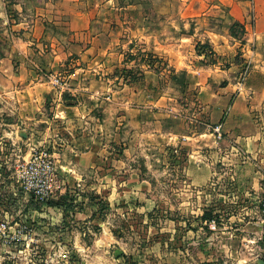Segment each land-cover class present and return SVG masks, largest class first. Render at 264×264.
Wrapping results in <instances>:
<instances>
[{"label":"rangeland","instance_id":"rangeland-1","mask_svg":"<svg viewBox=\"0 0 264 264\" xmlns=\"http://www.w3.org/2000/svg\"><path fill=\"white\" fill-rule=\"evenodd\" d=\"M46 1L0 0V224H6L0 225V264H263L264 244L244 230L250 214L257 215L258 203L241 199L229 203L227 195L215 197L208 189L188 186L183 171L188 157L181 147L182 141L169 143V131L176 134L201 131L209 118L207 113L197 114L203 97L191 84L188 74L160 70L154 76L157 87L153 95L157 91L172 94L180 111L175 110V115L164 119L140 112L133 124L122 119V133H117L113 109L103 112V107L94 105L93 98L82 95L83 91L71 84L83 78L77 70L82 66L79 50L83 44H90L72 38L66 44L70 54L51 65V55H54L51 35L25 45L26 38L20 28L23 15L29 21L35 15L47 22L63 21L67 8L75 15L89 13L95 25L98 19H107L108 23L115 13L110 10L112 2L105 8L102 5L108 0H66L57 5L62 8V13H58L56 7L46 6ZM113 1L119 18L124 19L131 13L129 5L149 0ZM24 6L27 10L20 9ZM146 11L139 10L142 14ZM45 27V31L55 36L56 28L43 22ZM200 46L205 52L211 49L207 42ZM137 52L125 54L126 60L135 57L130 67L116 69L103 75L104 80L98 77L97 80L103 83L112 80L111 87L116 82L115 89L119 81L142 84L147 75L142 67L146 58ZM46 60L51 62L42 67L40 62ZM152 60L148 56L145 63L150 64ZM248 74L243 78L242 67L235 71V82L239 85L236 93L240 92ZM55 77L61 80L60 85L54 83ZM114 77L118 79L113 81ZM38 82L42 85L40 90H35L33 83ZM133 91L135 98L143 101V92ZM112 92L103 91L104 94ZM122 93L128 96L129 90ZM246 95L254 102L255 116L264 117V106L257 105L263 104L264 93ZM57 101L65 106L86 102L91 116L107 118L103 137L88 140L90 148L94 146L92 149L99 151L93 157L99 169L81 172L80 180L70 179L68 174L73 171L64 166L70 159L65 151L70 134L66 123L61 122L64 117L59 115L61 106H57ZM23 102L30 105L21 107ZM25 111L27 118L24 119L21 115ZM88 141L83 144V148L88 146L85 150L89 149ZM40 150L49 154L54 165L50 180L52 193L42 200L43 204L35 198L41 209L31 211L25 221L20 217L27 204L23 202L24 192L30 195L28 202L34 197L24 183L26 169L23 168L26 164L27 168L38 167V157L31 154ZM222 167L221 163L215 166L214 190L228 194L230 172L226 171L225 175ZM40 172L41 169L39 175L27 171L25 176L35 182ZM218 172L222 174L220 179ZM223 178L228 186L218 185L217 181ZM61 195H66L68 202L74 204L72 212L46 205ZM183 220L185 226L181 225ZM198 228L200 235L195 239L193 234Z\"/></svg>","mask_w":264,"mask_h":264},{"label":"crops","instance_id":"crops-1","mask_svg":"<svg viewBox=\"0 0 264 264\" xmlns=\"http://www.w3.org/2000/svg\"><path fill=\"white\" fill-rule=\"evenodd\" d=\"M65 2L66 0H48L45 5L56 7L57 12L62 13L60 6ZM110 2L111 12L115 11L113 22L108 20L106 23L107 19H98V29L95 21L89 18V13L78 12L75 15L68 8L64 12L67 16L63 17V21L47 22L37 15L29 21L23 15L20 21V28L23 29L21 32L26 38L23 42L27 45L51 35L54 42L51 65L70 54L66 44L72 38L89 43L87 46L83 44L79 50L82 66L77 70L81 71L83 78L77 82L73 80L71 84L82 90V95L93 98L94 105L103 107V112L113 109L114 130L117 133L121 131L122 119L133 124L138 120L140 112L164 119L175 115V110L180 111L172 94L157 91L153 95L156 86L154 76L160 70L187 73L191 84L198 88L203 97L201 111L197 114L207 113L209 116L204 123V130L167 133L169 143L182 141L181 147L188 157L183 166L188 186L208 189L210 193H215V197L227 195L229 197L226 201L229 203L241 199L256 204L264 195V117L258 119L255 116L252 110L254 102L246 94L257 91L264 93V0H149L129 5L131 13L124 19L119 18L113 0H108L102 6L108 8ZM57 5H60L59 8ZM20 9L27 10L26 6ZM140 9L147 11L142 14ZM46 16L50 17L49 14ZM232 21L243 25L245 33L242 40L230 35L228 27ZM43 22L56 28L55 36L45 31L47 27L43 28ZM198 42L209 44L213 61L210 62V58L196 51L195 45ZM127 51L131 55H136L137 51L142 52L144 58L149 56L151 60L154 59L150 64L145 63L146 59L142 61L147 74L142 84L138 81L128 85L119 81L115 89L116 82L111 87L112 80L104 83L99 81L104 80L103 75L117 71L116 69L130 67L135 57L126 60ZM159 60H162L160 65ZM50 62L51 60L41 61L40 65L43 67ZM245 63L249 65V74L246 82L241 85L240 92L236 93L239 85L235 82V71L240 70ZM94 79L97 86H94ZM116 79L118 77H114L113 81ZM82 80L85 81L80 83ZM221 81L225 83L220 84ZM33 84L35 90H40L42 84ZM104 90L113 92L104 94ZM126 90H129L128 96L122 93ZM133 90L143 92V101L135 98ZM28 105L29 102L21 103V107ZM257 105L262 107L264 102H258ZM57 106H61L59 115L64 117L61 122L66 123V131L70 134L65 150L70 159L64 166L73 171L68 174L70 179L80 180L83 176L81 172L85 174L99 169L93 162V157L99 151L93 150L94 146L90 148L88 140L103 137L107 118L91 116V109L86 106V102L65 106L57 101ZM21 116L27 118L26 111ZM220 118L223 119L218 121ZM216 123L221 125V139H216L211 131V126ZM81 139L88 141V150L84 149L88 148L86 145L83 148L86 141H78ZM200 139L203 141L194 142ZM218 163L224 166L221 170L225 175L226 171L230 172L231 187L227 189L228 194L214 190L215 166ZM225 180L226 178L218 180V185H227ZM250 216L245 225L260 222L258 212L257 215ZM181 225L185 226L184 220ZM248 233L254 236V233ZM199 235L200 228L194 231L193 236L196 239Z\"/></svg>","mask_w":264,"mask_h":264},{"label":"built area","instance_id":"built-area-1","mask_svg":"<svg viewBox=\"0 0 264 264\" xmlns=\"http://www.w3.org/2000/svg\"><path fill=\"white\" fill-rule=\"evenodd\" d=\"M248 71H249V65L245 63L242 66L243 78L247 76ZM54 83L60 85L62 82L59 78L55 77ZM211 128H212L215 138L221 139L222 137L221 125L215 124ZM35 154H36V157H38L36 158V160L40 162L39 165L37 163L38 167L32 168V166L29 165V167L27 168V164H26L24 165V168H23L24 171L26 169L24 174L26 175L27 171L36 172L38 174V171L41 169L40 177L35 182L30 181L29 177L25 175L23 176V179H24V183L25 184L27 183V186H26L27 190L29 192L32 191L31 194L34 197L32 199L35 201V198H37L42 201L43 199H45L52 193V190L50 188V180H51V175L53 174L54 165L52 164L49 154L45 150L37 151L35 153H32L31 155L33 156ZM35 169H37V171H35ZM43 203L44 202L42 201L41 204ZM257 203H258V214L260 217V222L262 224V227L258 233H254L253 238L255 237L256 241L264 244V195L258 199ZM0 225L5 227L6 224L2 223Z\"/></svg>","mask_w":264,"mask_h":264},{"label":"trees","instance_id":"trees-1","mask_svg":"<svg viewBox=\"0 0 264 264\" xmlns=\"http://www.w3.org/2000/svg\"><path fill=\"white\" fill-rule=\"evenodd\" d=\"M229 29V33L231 36H233L236 39L242 40L244 33H245V29L243 27V25L237 21H232L231 24L228 27ZM195 49L198 53H203L205 55V57H212V50L210 49L209 52H205L204 47L200 46V43H196L195 45ZM182 74H184L185 72H180ZM176 74V73H174ZM48 207H60L62 208L64 211L67 212H72L75 208L74 204L71 202H68L67 196L66 195H61L59 196V198H57L56 200L52 199L49 200L46 204ZM106 207V206H105ZM40 206L34 202L33 199H30V201L25 205V207L22 209V213L21 216L25 221L28 220V214L31 211H40ZM211 217V216H208Z\"/></svg>","mask_w":264,"mask_h":264},{"label":"water","instance_id":"water-1","mask_svg":"<svg viewBox=\"0 0 264 264\" xmlns=\"http://www.w3.org/2000/svg\"><path fill=\"white\" fill-rule=\"evenodd\" d=\"M29 197H30L29 193L24 192L23 202L28 203ZM261 227H262L261 222H259V223H248L245 225L244 230H246L247 232L258 233L260 231ZM263 264H264V262H263Z\"/></svg>","mask_w":264,"mask_h":264}]
</instances>
